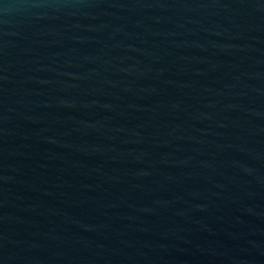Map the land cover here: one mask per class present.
<instances>
[{"label": "water", "instance_id": "95a60500", "mask_svg": "<svg viewBox=\"0 0 264 264\" xmlns=\"http://www.w3.org/2000/svg\"><path fill=\"white\" fill-rule=\"evenodd\" d=\"M0 264H264V0H0Z\"/></svg>", "mask_w": 264, "mask_h": 264}]
</instances>
